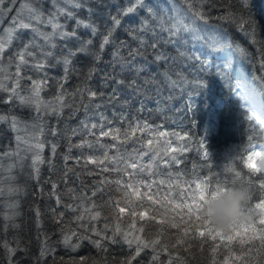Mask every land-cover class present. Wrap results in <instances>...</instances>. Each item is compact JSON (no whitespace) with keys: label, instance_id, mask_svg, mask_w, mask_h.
<instances>
[{"label":"snow or ice","instance_id":"1","mask_svg":"<svg viewBox=\"0 0 264 264\" xmlns=\"http://www.w3.org/2000/svg\"><path fill=\"white\" fill-rule=\"evenodd\" d=\"M237 2L240 5L238 10L234 9L231 0H228L227 7L221 10V15L213 18L211 12L217 7L216 0H179V2L126 0L124 5L115 6V12L110 11L113 6L109 5L107 0H50L52 10L47 15L39 0H23L10 29L5 30L8 39L4 40L0 37V105H7L12 109H27L34 113L33 120L38 123L29 125L11 112L0 113V124L7 125L9 130L16 133V148L0 153V196L4 195V183L15 180L13 169L18 165L23 169L28 153H31L29 177L37 184L40 183L39 165L48 163L50 170H55L53 161L58 144L40 139L45 135V126L41 121L49 116H54L59 121L64 116L65 110L68 119L74 117L81 109L85 116L79 121L78 127L69 128L63 137L67 140V152L62 156L64 170L61 182L65 186L68 184L70 174L76 175L79 179V173L68 165L70 160H74L76 164L83 162L85 168L89 163L94 164L101 171H108L109 167L113 166V162L115 165L124 164L125 169L129 166L137 169L139 161L135 157L119 155L121 147L127 142L129 131L124 130L121 133L123 124L120 127L114 126V121H118L127 123L128 129L132 132L138 128L151 129L149 121H142L137 117L130 120L123 111L119 113L115 111L117 107L121 109L130 107L133 99L139 103V108L136 109L138 113L147 112L149 115L156 113L165 119L168 113H175L195 124L196 113L200 108L198 98L205 96L212 87L214 78H218L227 84L231 96L238 101V108L244 110V119L251 127L264 133V47H261L264 46V37L260 36L261 25L248 11V0H237ZM6 3L8 5L6 11H13L14 0H0V13L5 11ZM24 11L28 13L26 20L22 18ZM81 11L87 13L86 18L78 15ZM101 11L107 13L102 33L100 24L93 19L98 17ZM213 19L235 25L252 45L257 46L261 75L249 78L244 71H237L234 68L233 59L236 54L245 58L249 54L243 47L235 46L226 32L212 23ZM70 21L74 23L69 25ZM81 29L87 30L90 37L82 38ZM118 29L123 30L127 39H119L116 36ZM26 32L31 33L27 38L22 35ZM98 35L102 38L97 48L94 45V38ZM14 41H19L20 47L12 52L5 64V54ZM73 41L76 42V47L70 46ZM108 47L112 48L111 59L104 61L106 67L101 69L98 66ZM81 55L89 58L86 71L76 64L77 58ZM57 67L61 69V75L49 76L48 69ZM28 72L35 73L37 78L27 74ZM232 72L235 73L234 83L230 82ZM98 73H101L100 90L93 88L90 83ZM74 74L78 76L80 83L70 91L67 84ZM126 76L130 79H125ZM49 80L55 82L56 91L51 98H46L42 93L51 87ZM109 88L110 91H104ZM177 99L183 104L180 108L171 103ZM206 100L203 102L205 137L218 128L222 112V106H214ZM150 101H154L155 108L148 107ZM108 107L113 108V120H109L101 111ZM94 120L97 122H93ZM22 126L24 131H27L29 126L38 131L34 135L21 137L19 132ZM162 127L163 124L155 126L157 138L168 135L160 131ZM48 134L52 137L60 135L57 128H49ZM121 134L124 139L117 142ZM170 135L178 137L185 143L172 148L173 141L165 139L157 147L152 139H148L146 143L150 147H145L144 138L137 137L133 143H138L141 147L134 148L136 157L147 156L148 160L155 162L159 168L157 158L162 160L170 148L174 153L188 150L186 134L171 132ZM75 136L81 138L77 143L72 142ZM102 137H110L113 143L102 142ZM251 140L252 137H249L250 142ZM46 144L50 145L51 152L47 160L42 156ZM86 148L90 150V154L84 153ZM110 148H115L117 154L110 156L106 150ZM200 148L204 150V159L206 161L210 159V152L203 138L200 141ZM73 149L79 150L80 154L74 157ZM261 154H264V143L255 145L249 143V149L239 158L243 168L248 171L247 178L241 171L231 170L233 187L236 186L237 180H240L243 181L240 186H247L251 192V199L245 211L248 214L254 212L257 217L264 209V173L250 170L249 162ZM13 157L15 161L5 168L3 160ZM129 160L130 165L127 163ZM169 162L178 164L180 159L177 155H172ZM150 169L151 164L146 166L141 163L137 174H143ZM152 174L158 175L159 172ZM169 178H171L170 174ZM45 183L51 185L48 196L50 199L55 197L56 202V207L49 209L52 222L58 226L64 225L66 211L73 214V220L68 222L67 229H61L66 247L75 251L86 240L102 252H107L109 245L122 246L123 243H127L131 249L133 241L128 239L127 234L121 233L119 226L109 234V225L105 223L103 235L100 230L92 226V221H96L101 216L99 209L102 206L96 205L91 198H88L89 207L84 208V197L75 195V189H69V199L73 202L65 204L58 192L57 182L49 178ZM192 183L194 184L191 189L192 203L177 205L187 208V219L182 220L183 231L187 236L189 228L195 233L197 229L203 227L206 233L212 235L214 231L198 220L199 211L208 193L215 198L230 187L227 186V180L221 182L219 179H215L214 187L211 186V181L201 180ZM20 191L18 186L9 185V194L18 195ZM99 192L100 189L93 186L91 197H96ZM39 194L43 195L42 188ZM179 194L180 189L177 185V195ZM78 200L80 202L75 203ZM10 207L18 208V201H14ZM61 207L66 211H59ZM122 209L120 208L121 212ZM257 209L260 210L259 213L256 212ZM85 214L88 215L87 220ZM15 215L16 213L13 212L11 216L4 218L6 221L12 220ZM35 216L37 227L40 228L39 208L35 209ZM73 224L75 227L71 226ZM173 224L179 227L178 224ZM257 224L260 226L258 227ZM11 227L19 228V225L12 223ZM8 228L9 224L5 223L4 231L7 232ZM40 235L44 238L40 241L39 256L34 258V264H46V257L54 251L49 244L50 237L44 232ZM37 239L39 240L40 236ZM194 239L195 235L189 237V240ZM256 241L258 243H254ZM177 243L186 244L185 251L195 246L183 239L178 240ZM244 244H248L249 247L240 248L241 256L237 259L243 258L244 264H264V224H261L259 219L256 221L255 233L245 237ZM0 247L5 250L7 264H15L13 258L16 252L24 250L20 248L19 241L16 242L15 247H12L5 240L0 243ZM142 247L148 248L149 245L143 244ZM142 247L137 244L134 254L130 252L123 264H132V261L140 255ZM199 247L202 248L203 243ZM157 259L158 256L153 255L151 264ZM73 264H89V258L82 256L78 262L73 260ZM180 264L184 262L180 261Z\"/></svg>","mask_w":264,"mask_h":264},{"label":"trees","instance_id":"2","mask_svg":"<svg viewBox=\"0 0 264 264\" xmlns=\"http://www.w3.org/2000/svg\"><path fill=\"white\" fill-rule=\"evenodd\" d=\"M216 2L217 7L213 8L211 12L213 18L221 15V10L227 7L228 4V0H216ZM107 3L113 6L110 8V11L115 12V6L124 5L126 0H107ZM248 3V11L261 25L260 36L264 37V0H248ZM231 4L234 9L238 10L240 7L237 0H231ZM45 6L47 7L48 4L45 3ZM78 15L86 18L87 13L81 11ZM106 15L107 13L105 11H101L98 13V17L93 18L100 24L101 33L104 31L103 22L106 19ZM72 23L74 21H70L69 25ZM212 23L218 25L222 31L226 32L228 37L234 41L235 46L243 47L249 54L247 58L240 57L239 54H236L233 59L234 68L237 71H244L249 78L261 75L262 70L259 66L257 46L252 45L248 38L237 30L235 25L216 19H213ZM80 36L87 39L90 37V33L87 30L81 29ZM116 36L119 39H127L122 29L117 30ZM24 37L27 38L25 34ZM101 38L100 35L94 38L95 47L98 48ZM70 46L76 47L77 44L73 41ZM19 47V41H14L11 48L5 54V57L11 56L12 52ZM111 52V47L105 49L102 62L98 66L99 68L104 69L106 67L104 61L111 59ZM76 64L83 71H86L89 65V58L81 55L77 58ZM27 74L37 78L35 73L28 72ZM48 74L49 76H59L61 75V69L59 67L48 69ZM100 75L101 73L96 74L90 82L91 86L97 90H100ZM230 76V82L234 83L235 73H230ZM125 79H130V77L126 76ZM79 83L80 79L74 74L68 82L67 88L71 91ZM49 84L51 87L42 93L46 98H51L56 91L55 82L49 80ZM110 90V88L104 89L106 92ZM125 95H127V92ZM205 100L214 106H222L219 126L207 137H205L204 133L203 102ZM197 102L200 104V108L196 113L195 124H192L190 120L183 119L175 113H168L167 119L156 113H152L151 115L147 112L138 113L136 109L139 108V103L135 99L131 101L130 107L123 109L117 107L115 109L117 113L123 111L130 120L133 117H137L142 121L147 120L151 124V129L138 128L135 132H132L128 129L127 123L114 121V126L120 127L123 124L121 133L124 130L129 131L127 142L121 147L119 155L139 159L140 157H136L134 148L138 149L141 145L133 143L137 137L144 138L145 147H150L146 143L148 139H152L157 147L165 139H171L173 141L171 147L177 148L179 144L185 143V141H180L178 137L171 136L170 133L177 132L181 135H187V151L174 153L170 148L168 154L163 156L162 160L159 157L157 158L159 160V168H157L155 162H150L151 169L149 172L151 174L144 176V178L146 181L152 179L155 191L147 192V196L143 194L137 195L134 190L123 185L122 178H124L123 169H125V166L124 164L115 165V162H113V166L109 167L108 171H101L94 164L89 163L85 168L83 162L76 164L74 160H70L68 161V165L69 167L75 168V171L79 173V179H77L76 175L70 174L68 184L65 186L61 182V179L64 170L62 156L67 152V140L63 137L69 128L78 127L79 121L85 118L84 112L81 109L74 117L68 119L67 110H65L64 116L59 121L54 116L43 119L41 122L45 126V135L41 136L40 139L58 144L57 154L53 161L55 170H50L48 163L39 165L40 183L37 184L34 179L27 178L25 175L27 168V160H25L23 169L17 166L13 169L12 173L15 176V180L11 182L13 184L11 185L13 187L18 186L21 189L18 195H14L15 200L19 203L14 219L6 221L4 218L5 211L3 212L0 207V243L7 240L12 247H15L16 242L19 241L20 248L24 249L23 251L16 252L13 258L15 264H34V258L39 256L40 241L44 238L40 235L41 232L46 233L50 237L49 244L54 249L46 257V264H73V260L78 262L82 256L89 258V264H93V262L95 264H123L126 258L129 257L130 252L134 254V249L137 244H140L141 247L143 244H148L149 247H142L140 255L132 261V264H151L153 255L158 256L154 264H170V262L171 264H180V261H183L184 264H244L243 258L237 259V257L241 256L240 248L249 247L248 244H244V238L255 233L257 219H259L261 224H264V219H262L264 209L261 210L259 217L254 212L249 214L247 226L243 230L234 229L227 234L214 232L212 235H209L204 231L203 227L197 229L195 233L192 228H189L186 236V233L183 231L184 225L182 220L187 219V208L177 207V205L188 204L185 201L192 192L191 189L194 187L193 181H211V186L214 187L215 179H219L221 182L227 180V186L233 187L232 169L241 171L245 178H247L248 171L243 168L239 158L245 154V150L249 149V143L253 145L264 143V133L251 127L250 123L244 119V110L238 108V101L235 97L231 96L230 90L223 80L214 78L209 92L205 96L199 97ZM171 103L177 108L183 106L179 99ZM148 107L155 108L154 101H150ZM101 111L105 113L109 120H113L112 107L102 109ZM9 112L19 117L22 121L27 122L29 125L38 123L33 120L34 113L27 109H12L7 105H0V113L7 114ZM89 115L91 116V112ZM93 122L97 121L94 120ZM158 124H163L160 131L167 133L168 135L166 137L157 138V133L154 129ZM49 128H57L60 135L52 137L48 134ZM27 130L32 135L38 131L34 130L31 126ZM15 135L16 133L9 130L7 125L0 124V153L16 148L14 141ZM249 137H252L251 142L249 141ZM202 138L205 140L206 147L210 152V159L207 161L203 157L204 150L200 148ZM80 139L79 136H75L72 138V142L77 143ZM123 139L124 137L121 134L117 142L123 141ZM101 141L104 143H113L110 137H102ZM106 150L110 156L117 154L115 148ZM84 153L86 155L90 154V150L86 148L84 149ZM79 154V150L73 149L72 155L74 157ZM172 155H177L180 163H170L169 161ZM42 156L45 160L51 156L49 144L45 145ZM4 160L13 163L15 158H6ZM138 170L139 167L134 172H138ZM157 171L159 172L158 175L152 174ZM90 172L92 174H89ZM169 174L171 178H169ZM17 176L18 178L16 180ZM49 178L57 182L58 192L62 197L63 203L73 202L69 199V189H75V195L84 197V208L89 207L88 198H91L96 205L102 206L99 209L101 216L96 221H92V226L100 230L102 235L105 223L109 225V234L119 226L121 233L127 234L128 239L133 241L131 249L127 243H123L122 246L109 245L108 251L102 252L86 240L75 251L66 247L63 242L64 236L62 235L61 229H67L69 226L68 222L73 220V214L61 207L59 211H66L64 225L58 226L52 222L49 209L56 207V202L55 197L50 199L48 196L51 185L45 183V181ZM102 181L103 183H101ZM241 183L243 181L237 180L236 186H240ZM177 185H179L180 189L179 196L177 195ZM93 186L100 189L96 197H91ZM41 188L43 189V195L39 194ZM156 188L159 189V192H157ZM79 202L78 200L75 203ZM253 203H255V200ZM36 208H39L41 212L40 228L37 227V218L35 216ZM120 208L124 209H122L123 212L120 211ZM83 210L82 208L81 211ZM259 211V209L256 210L257 213ZM85 219H88L87 214H85ZM198 220L200 221L199 216ZM5 223L9 224L7 232L4 231ZM12 223L18 224L19 228L11 227ZM173 223L178 224L179 227H176ZM71 226L75 227L74 224ZM257 226L259 227L260 225L257 224ZM193 235H195V239L189 240V237ZM38 236H40L39 240L37 239ZM137 237L139 239H136ZM181 239L193 243L195 246L185 251L186 244L177 243ZM201 243H203L202 248L199 247ZM254 243H258V241ZM0 264H7L6 253L2 247H0Z\"/></svg>","mask_w":264,"mask_h":264},{"label":"clouds","instance_id":"3","mask_svg":"<svg viewBox=\"0 0 264 264\" xmlns=\"http://www.w3.org/2000/svg\"><path fill=\"white\" fill-rule=\"evenodd\" d=\"M250 170L264 173V154L249 162ZM251 199L247 186H234L220 192L215 198L207 194L199 211L200 223L214 232L227 234L234 229L247 226L248 213L245 211Z\"/></svg>","mask_w":264,"mask_h":264},{"label":"rangeland","instance_id":"4","mask_svg":"<svg viewBox=\"0 0 264 264\" xmlns=\"http://www.w3.org/2000/svg\"><path fill=\"white\" fill-rule=\"evenodd\" d=\"M14 3H15V7H14L13 11H11V12H7L6 11L7 6H8L7 3H6L5 4V11L3 13H0V37H2L4 40L8 39V37H7L6 33H5V30L6 29H10V25L12 23V20H13L14 17H16L17 10H20V5H21V3H23V0H14ZM43 3H44V5H43ZM45 3L48 4L47 7L45 6ZM39 4L42 6L45 15H47L52 10L50 0H39ZM27 16H28V13L26 11H24L22 18L26 20ZM45 30L47 31V29H45ZM49 31H50V29H49ZM24 34H25L26 37L31 35V33H27V32L23 33L22 35L24 36ZM7 58L8 57L4 58L5 64H7ZM23 116H24V114H23ZM116 127H118V126H116ZM27 131H24L23 128L21 127L20 136L21 137L31 136L32 134L28 133ZM14 141H15V138H14ZM15 145H16V143H15ZM22 155H24V153H22ZM26 160H27L26 161L27 168H26L25 175L27 176V178H30L29 177V172L31 171V168L29 167V165L31 164V153L27 154V159ZM137 160L139 161V163L145 162L146 166L148 164H151L150 161L148 160L147 156H142V157H140ZM127 163L130 165V160ZM4 164H6V165H4ZM9 164H11V162H7V161L4 160L3 165L5 166V168H7V166ZM18 167H19V165H18ZM138 167H139V165L137 166V168ZM134 170L135 169H132L130 166L127 167L126 169H123V171H124L123 172L124 173L123 174L124 178H122L123 185H126L128 188L134 190L137 195L143 194L144 196H147V194H146L147 192L155 191V186L152 184V179L150 181H146L145 178H144V176L149 175L151 173L149 171H146L143 174H137L138 172H134ZM17 178H18V176L16 177V180H17ZM11 182L12 181H6L4 183V195L0 196V207L3 210V212L5 211V216H8V214L12 215L13 212L16 213V208L13 209V208L10 207V205L14 201H16L15 198H14V195L9 194V192H8L9 185L12 184ZM197 182H200V181H197ZM156 190H157V192H159L158 188H156ZM191 195H192V192L189 195V198L186 199V201L185 200L184 201L187 202V203H190L192 201L191 200ZM262 215H263L262 219H264V213H262Z\"/></svg>","mask_w":264,"mask_h":264}]
</instances>
